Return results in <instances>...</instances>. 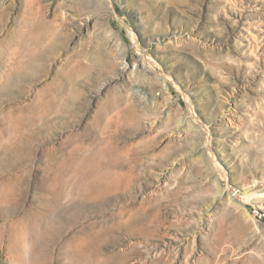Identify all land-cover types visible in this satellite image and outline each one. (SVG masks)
<instances>
[{"label": "rangeland", "instance_id": "obj_1", "mask_svg": "<svg viewBox=\"0 0 264 264\" xmlns=\"http://www.w3.org/2000/svg\"><path fill=\"white\" fill-rule=\"evenodd\" d=\"M0 264H264V0H0Z\"/></svg>", "mask_w": 264, "mask_h": 264}]
</instances>
